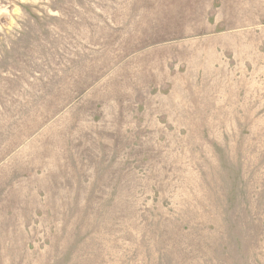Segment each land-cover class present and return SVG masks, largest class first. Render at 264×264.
Instances as JSON below:
<instances>
[{"label": "rangeland", "instance_id": "obj_1", "mask_svg": "<svg viewBox=\"0 0 264 264\" xmlns=\"http://www.w3.org/2000/svg\"><path fill=\"white\" fill-rule=\"evenodd\" d=\"M0 264H264V0H0Z\"/></svg>", "mask_w": 264, "mask_h": 264}]
</instances>
